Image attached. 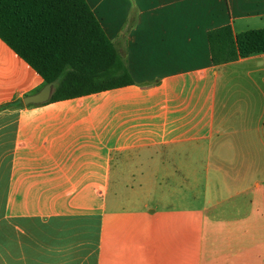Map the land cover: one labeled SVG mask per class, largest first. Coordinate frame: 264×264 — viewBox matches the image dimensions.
Instances as JSON below:
<instances>
[{
    "label": "crops",
    "instance_id": "0c3cea01",
    "mask_svg": "<svg viewBox=\"0 0 264 264\" xmlns=\"http://www.w3.org/2000/svg\"><path fill=\"white\" fill-rule=\"evenodd\" d=\"M134 82L0 111V264H264V52L208 32L264 0H86ZM43 77L0 38V104Z\"/></svg>",
    "mask_w": 264,
    "mask_h": 264
},
{
    "label": "trees",
    "instance_id": "16d2710c",
    "mask_svg": "<svg viewBox=\"0 0 264 264\" xmlns=\"http://www.w3.org/2000/svg\"><path fill=\"white\" fill-rule=\"evenodd\" d=\"M207 36L214 64L264 52V28L234 34L224 25ZM0 38L44 84L57 81L48 102L134 82L86 0H0ZM23 104L16 98L0 104V111Z\"/></svg>",
    "mask_w": 264,
    "mask_h": 264
},
{
    "label": "water",
    "instance_id": "95a60500",
    "mask_svg": "<svg viewBox=\"0 0 264 264\" xmlns=\"http://www.w3.org/2000/svg\"><path fill=\"white\" fill-rule=\"evenodd\" d=\"M57 81L44 84L38 91L29 93L23 97V105L41 104L47 102L55 88Z\"/></svg>",
    "mask_w": 264,
    "mask_h": 264
}]
</instances>
